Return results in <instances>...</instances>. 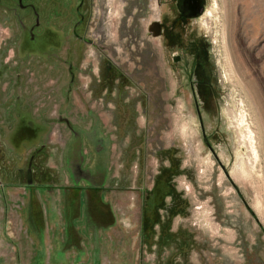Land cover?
Returning a JSON list of instances; mask_svg holds the SVG:
<instances>
[{
	"label": "rangeland",
	"instance_id": "374dc122",
	"mask_svg": "<svg viewBox=\"0 0 264 264\" xmlns=\"http://www.w3.org/2000/svg\"><path fill=\"white\" fill-rule=\"evenodd\" d=\"M33 1L38 33L63 4L78 18L81 0ZM82 4L77 31L110 53L71 46L70 84L62 47L31 45L32 11L0 0V262L264 264V0H202L194 87L159 0Z\"/></svg>",
	"mask_w": 264,
	"mask_h": 264
},
{
	"label": "flooded vegetation",
	"instance_id": "af4514ba",
	"mask_svg": "<svg viewBox=\"0 0 264 264\" xmlns=\"http://www.w3.org/2000/svg\"><path fill=\"white\" fill-rule=\"evenodd\" d=\"M60 1L61 3L66 2V0ZM69 1L71 2V5L72 0ZM82 1L83 0H81L80 4L75 6L74 8L76 9L78 18L72 24L69 23L67 26H65L69 17H71L70 15H72V11L70 6H66L63 4L62 8L67 12V14H65V11L63 10L62 14L59 16H63L64 19L57 17L55 14L54 16H52V20L50 21V26L52 25L51 30L49 29L47 33L41 34L40 32L38 33L36 31L37 27L40 25V15L38 10L39 5L33 0H16V3L18 4V7L20 9H29V12L32 11V13L34 14V22L29 26H26L25 28L23 27V21L20 20L23 32L25 31L24 35L26 36V39L31 43V45L38 46L44 40H47L51 45V52L48 51V54L50 53V55L58 58L60 57V54L53 48L55 46H58V48L62 47L63 51L66 54V56L64 57V62H66V64L68 65V70L72 75V78L69 79L70 84L76 83V80L73 77V64L69 53V50H71V46L77 45V47H79L81 46L82 41L87 43L90 42L91 45L93 44L97 48L103 49V51L106 50L108 52L107 55H109L110 53L109 48L104 45H101L100 47L97 43H95L93 39L89 40V38L86 37L82 33V31H77L85 24V15L82 13L83 11L81 12V8L83 7ZM53 4L60 5L59 1H55ZM159 8L160 10L157 16V20L159 22V35L162 37L163 44L166 47L176 48L174 56L172 57L173 61L179 62L182 58L180 56L179 47H182L181 50L185 52L183 50V47L193 46L192 52H194L196 58L193 57L191 60L192 68L189 70V72L193 75H190V77L188 78V85L190 87L201 85L208 86L207 82L211 79V77L207 71V68L202 69V67H199L198 69H196L194 67L197 62L198 65L202 66L201 61L206 60L205 58H203L205 57L203 51L206 52V49L202 44L198 45L196 38L192 36V33L189 32V30H184V28H188L187 26H189L191 20L199 15V12L202 9V0L201 3L197 5L194 3H189L188 0H159ZM57 9L59 10L60 8L58 7ZM60 20L64 21L65 27L61 25L58 26V21ZM64 28L68 29V31L64 32ZM81 54L82 52H80V55ZM209 89H211V87H209ZM205 96L208 98L211 95L205 94Z\"/></svg>",
	"mask_w": 264,
	"mask_h": 264
},
{
	"label": "trees",
	"instance_id": "16d2710c",
	"mask_svg": "<svg viewBox=\"0 0 264 264\" xmlns=\"http://www.w3.org/2000/svg\"><path fill=\"white\" fill-rule=\"evenodd\" d=\"M141 221L145 223V221H146V220H145V215H142V220H141ZM142 222H141V234L144 233V227H143Z\"/></svg>",
	"mask_w": 264,
	"mask_h": 264
},
{
	"label": "water",
	"instance_id": "95a60500",
	"mask_svg": "<svg viewBox=\"0 0 264 264\" xmlns=\"http://www.w3.org/2000/svg\"><path fill=\"white\" fill-rule=\"evenodd\" d=\"M188 2L191 3V4L194 3V4L197 5V4L201 3V0H188Z\"/></svg>",
	"mask_w": 264,
	"mask_h": 264
},
{
	"label": "crops",
	"instance_id": "0c3cea01",
	"mask_svg": "<svg viewBox=\"0 0 264 264\" xmlns=\"http://www.w3.org/2000/svg\"><path fill=\"white\" fill-rule=\"evenodd\" d=\"M35 260H33V262H34ZM60 263H62V262H60ZM0 264H2V262H0Z\"/></svg>",
	"mask_w": 264,
	"mask_h": 264
}]
</instances>
